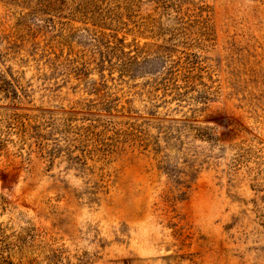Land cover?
<instances>
[{
    "label": "rangeland",
    "instance_id": "obj_1",
    "mask_svg": "<svg viewBox=\"0 0 264 264\" xmlns=\"http://www.w3.org/2000/svg\"><path fill=\"white\" fill-rule=\"evenodd\" d=\"M0 264H264V0H0Z\"/></svg>",
    "mask_w": 264,
    "mask_h": 264
}]
</instances>
